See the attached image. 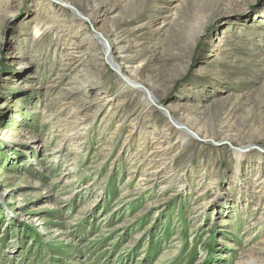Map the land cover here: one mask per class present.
Returning a JSON list of instances; mask_svg holds the SVG:
<instances>
[{"label":"rangeland","instance_id":"rangeland-1","mask_svg":"<svg viewBox=\"0 0 264 264\" xmlns=\"http://www.w3.org/2000/svg\"><path fill=\"white\" fill-rule=\"evenodd\" d=\"M0 264H264V0H0Z\"/></svg>","mask_w":264,"mask_h":264},{"label":"bare ground","instance_id":"bare-ground-1","mask_svg":"<svg viewBox=\"0 0 264 264\" xmlns=\"http://www.w3.org/2000/svg\"><path fill=\"white\" fill-rule=\"evenodd\" d=\"M152 1V0H151ZM79 2H85V0H79ZM87 20H91L90 19V17H87ZM114 27V26H113ZM119 29V28H118ZM117 30V29H116ZM105 37V36H104ZM107 49V48H106ZM105 50V49H104ZM108 50V49H107ZM177 50V49H176ZM106 51V50H105ZM105 51H104V53H103V55L106 57L107 56V58H105V60L109 63V64H111L112 66H113V68L114 69H116V70H120V67H119V64H116V62L114 61V59H112V57H111V55H110V53H109V56L108 55H105ZM109 51V50H108ZM122 51H123V49L121 50V54H124V52L122 53ZM174 56V55H173ZM103 60V59H102ZM165 69V68H164ZM121 76V75H120ZM125 81V80H124ZM138 85H140V84H138ZM143 89H146L144 86H143ZM146 94L148 95H150V98H152L151 100H150V102H152V104H153V102H156V100L154 99V97L152 96V93H151V91L150 90H146V93H145V95H143V96H146ZM150 104V103H149ZM174 123H175V125H176V127L178 126V127H181V124L179 123V122H177V121H175L174 120ZM181 130V129H180ZM180 130H178V132H180V133H178L180 136H182V137H186L187 136V134H185V132L184 131H180ZM243 149H246V148H243ZM242 151L240 150V151H238V152H236V154H235V157H236V160L237 161H239L241 158H242V153H241Z\"/></svg>","mask_w":264,"mask_h":264},{"label":"water","instance_id":"water-1","mask_svg":"<svg viewBox=\"0 0 264 264\" xmlns=\"http://www.w3.org/2000/svg\"><path fill=\"white\" fill-rule=\"evenodd\" d=\"M122 79H123V77L122 76H120ZM149 95V94H148Z\"/></svg>","mask_w":264,"mask_h":264}]
</instances>
